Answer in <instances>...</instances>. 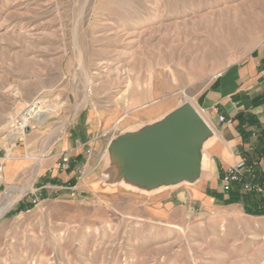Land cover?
I'll list each match as a JSON object with an SVG mask.
<instances>
[{
    "label": "rangeland",
    "instance_id": "1",
    "mask_svg": "<svg viewBox=\"0 0 264 264\" xmlns=\"http://www.w3.org/2000/svg\"><path fill=\"white\" fill-rule=\"evenodd\" d=\"M263 45L264 0H0V264H264L263 222L137 174L130 123L205 116L199 95ZM39 99L55 116L4 138Z\"/></svg>",
    "mask_w": 264,
    "mask_h": 264
},
{
    "label": "crops",
    "instance_id": "2",
    "mask_svg": "<svg viewBox=\"0 0 264 264\" xmlns=\"http://www.w3.org/2000/svg\"><path fill=\"white\" fill-rule=\"evenodd\" d=\"M197 103L204 110L205 116L194 104L193 107L209 125L211 132L196 151V175L184 181L192 187L178 195V198L189 196L195 203L201 202L202 206L222 204L223 200L229 198V194L222 188V171L227 172L245 164L247 158L251 159L257 153L264 152V45L216 76L199 95ZM142 116L137 114L130 122L138 131L145 129L142 127L145 122L150 123L161 115L154 118ZM221 116L225 118L224 121L220 120ZM85 124L88 125L86 133L89 139L84 138L83 143L72 147L71 156L74 158L83 159L84 146L90 142L93 146L97 142L94 135L99 132L101 122L97 123L94 114H91ZM150 126L153 125L147 128ZM25 166L24 162L7 164L6 174L16 173ZM258 166L264 170V156L260 158ZM76 167V163L72 162L68 174L72 175ZM58 171L47 176L40 186L61 183L63 176ZM71 177L63 182L69 185ZM223 206L228 209L238 206L244 211L242 203ZM245 215L264 223V215H251L246 212Z\"/></svg>",
    "mask_w": 264,
    "mask_h": 264
},
{
    "label": "water",
    "instance_id": "3",
    "mask_svg": "<svg viewBox=\"0 0 264 264\" xmlns=\"http://www.w3.org/2000/svg\"><path fill=\"white\" fill-rule=\"evenodd\" d=\"M210 132L192 105L176 109L158 124L137 131V174L152 183L191 178L197 172L196 151Z\"/></svg>",
    "mask_w": 264,
    "mask_h": 264
},
{
    "label": "trees",
    "instance_id": "4",
    "mask_svg": "<svg viewBox=\"0 0 264 264\" xmlns=\"http://www.w3.org/2000/svg\"><path fill=\"white\" fill-rule=\"evenodd\" d=\"M262 156L264 152H259L251 159H246L243 172L231 182L229 190L224 191L229 194V198L223 200L222 204L242 203L247 214L264 215V170L258 166ZM226 176L227 172L222 171L221 180ZM247 185L252 187L251 190H246ZM254 186H261L263 191L256 190Z\"/></svg>",
    "mask_w": 264,
    "mask_h": 264
},
{
    "label": "built area",
    "instance_id": "5",
    "mask_svg": "<svg viewBox=\"0 0 264 264\" xmlns=\"http://www.w3.org/2000/svg\"><path fill=\"white\" fill-rule=\"evenodd\" d=\"M203 110V109H202ZM204 111V110H203ZM224 117L221 116L220 120L224 121ZM28 125H22V120L19 118H15V121L12 122L8 129L6 130L7 135L4 138L10 139L12 136H16L13 138V140L20 139L23 135H25L26 128ZM245 169V164H241L240 166L236 168H231L227 170V176L222 180L223 182V189L224 191H228L231 185V182L238 179V175L243 172ZM0 174H2V168L0 167ZM251 186L247 185L246 190H251ZM254 188L258 191H263V188L261 186H254Z\"/></svg>",
    "mask_w": 264,
    "mask_h": 264
},
{
    "label": "bare ground",
    "instance_id": "6",
    "mask_svg": "<svg viewBox=\"0 0 264 264\" xmlns=\"http://www.w3.org/2000/svg\"><path fill=\"white\" fill-rule=\"evenodd\" d=\"M52 112H53V107L43 104L42 100L39 99L33 104V106L30 109L22 113V117L20 118V120H22V125L28 124L30 122L29 120L31 119L37 121V123L41 125L55 116V114H53ZM13 147L14 146H12V148L9 149V152H12ZM0 179H1V174H0ZM16 200L17 197L13 198L9 202L8 207H11Z\"/></svg>",
    "mask_w": 264,
    "mask_h": 264
}]
</instances>
